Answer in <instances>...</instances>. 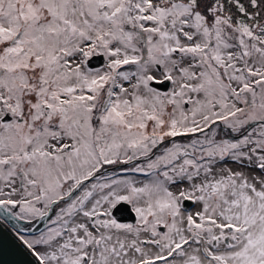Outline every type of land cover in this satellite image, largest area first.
Masks as SVG:
<instances>
[{
  "label": "snow or ice",
  "instance_id": "1",
  "mask_svg": "<svg viewBox=\"0 0 264 264\" xmlns=\"http://www.w3.org/2000/svg\"><path fill=\"white\" fill-rule=\"evenodd\" d=\"M0 213L36 264H264V0H0Z\"/></svg>",
  "mask_w": 264,
  "mask_h": 264
},
{
  "label": "water",
  "instance_id": "2",
  "mask_svg": "<svg viewBox=\"0 0 264 264\" xmlns=\"http://www.w3.org/2000/svg\"><path fill=\"white\" fill-rule=\"evenodd\" d=\"M100 62L97 58L94 64L99 65ZM114 214L122 222L134 221V214L127 205L119 206ZM4 216V213H0V264H36L34 257L4 220Z\"/></svg>",
  "mask_w": 264,
  "mask_h": 264
},
{
  "label": "rangeland",
  "instance_id": "3",
  "mask_svg": "<svg viewBox=\"0 0 264 264\" xmlns=\"http://www.w3.org/2000/svg\"><path fill=\"white\" fill-rule=\"evenodd\" d=\"M6 221V219H4ZM7 222V221H6ZM8 225L16 232V233H21L22 235H24L25 237L31 239L32 237H34L35 235L38 234V232L32 233V232H25L26 229H28V227H30V224L25 222V221H19L14 219L13 223L10 224L8 223ZM25 232V233H24Z\"/></svg>",
  "mask_w": 264,
  "mask_h": 264
},
{
  "label": "flooded vegetation",
  "instance_id": "4",
  "mask_svg": "<svg viewBox=\"0 0 264 264\" xmlns=\"http://www.w3.org/2000/svg\"><path fill=\"white\" fill-rule=\"evenodd\" d=\"M4 215H5L4 218L6 219L7 224H8V223L12 224L14 219H13L12 217L6 215V214H4ZM127 222H134V221H127ZM41 230H43V225H42V223H40V224H30V227H28V229H26L25 232H32V233H35V232H39V231H41ZM25 232H24V233H25Z\"/></svg>",
  "mask_w": 264,
  "mask_h": 264
}]
</instances>
